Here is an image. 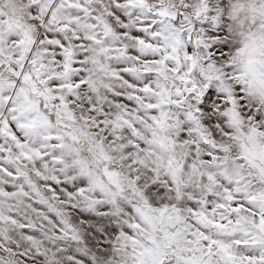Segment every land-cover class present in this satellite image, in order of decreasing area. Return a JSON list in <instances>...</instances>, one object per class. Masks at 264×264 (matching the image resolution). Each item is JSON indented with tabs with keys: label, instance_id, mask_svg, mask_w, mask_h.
<instances>
[{
	"label": "snow or ice",
	"instance_id": "snow-or-ice-1",
	"mask_svg": "<svg viewBox=\"0 0 264 264\" xmlns=\"http://www.w3.org/2000/svg\"><path fill=\"white\" fill-rule=\"evenodd\" d=\"M0 264H264V0H0Z\"/></svg>",
	"mask_w": 264,
	"mask_h": 264
}]
</instances>
